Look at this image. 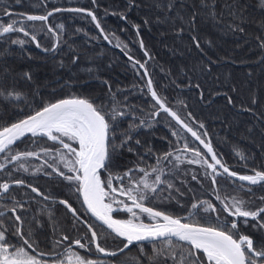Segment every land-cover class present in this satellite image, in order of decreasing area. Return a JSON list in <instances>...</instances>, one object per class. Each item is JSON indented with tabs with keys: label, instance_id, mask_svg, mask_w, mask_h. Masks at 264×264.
<instances>
[{
	"label": "snow or ice",
	"instance_id": "obj_1",
	"mask_svg": "<svg viewBox=\"0 0 264 264\" xmlns=\"http://www.w3.org/2000/svg\"><path fill=\"white\" fill-rule=\"evenodd\" d=\"M15 2L19 4L21 0ZM92 3L96 5L97 0H92ZM249 7L247 0H128L125 12L111 14L118 15L120 20L131 25L146 58L143 61L130 55L128 45L119 41L115 33L107 32L90 9L54 7L43 15L18 13L15 15L19 16V19L0 23V37L14 32L22 33L25 37L30 36L36 47L41 48L37 36L28 30L29 27L34 29L35 25H29L27 22H42L46 25L47 33L55 39L51 48H43V51L55 54L60 49L62 43L60 32L65 26L59 24L53 28L47 23L49 18L58 12L86 13L95 23L103 40L111 44L112 40L116 39L115 46L121 48L134 67L138 66V75L145 78V87L154 102L147 115L141 119L133 113L136 111L143 113L144 109L133 107L131 112L121 110V102L116 100V93L112 91L109 82L103 80L102 83L107 86L105 93L107 105L103 97L81 95L56 99L54 102L45 101L43 94L34 88L30 95L35 107L33 108L25 98L27 107L31 109L25 112L15 103L25 96L23 91L18 90V81H27L38 87L32 73L16 72L6 63L0 64V108H3V112H0V172L8 169L9 165H14L8 173L9 176L12 175V171L29 172L30 165L27 162L30 159L42 160L41 165L35 166L33 175L38 173L48 177L55 175L62 181H67L70 191L76 194L84 209L81 213L69 199H60L58 203L63 205L73 218V230L84 231L80 238L74 240H70L66 234H61L48 252L40 251L36 233L31 224L26 225L22 217L24 203L17 200L10 189L13 186L26 187L36 197H42L45 201L52 197L23 179L0 182V264H141V258L145 255L143 243L145 241L152 245L151 254L147 256L148 264H264V244L258 246L251 236L240 232V225L246 227L250 221L255 222L252 224L254 229L264 230V206L253 209L247 206L250 201L238 195H222L220 188L221 178L231 180L233 185L236 181L248 182L250 185L260 184L264 182V170L253 168L251 170L253 174L249 175H240L231 170L214 149L204 121L189 110L188 103L185 100L178 101L180 107L184 109L183 113L170 106L167 96L162 94L163 90L158 92L154 85L149 61L155 57L149 52L141 36L145 28L151 30L154 26L159 30L161 37L172 35L181 40L187 37L190 41L188 50L194 47L201 59L191 67H179L175 76L171 69L167 70V75L172 77L171 83L193 92L206 105H211L216 96L222 95L226 106L230 105L250 113L256 123L246 131L250 135H255L258 130L261 146L264 147V110L252 107L258 105L259 101L252 97L249 106L243 103L237 105L231 95L237 91L235 85H231L228 91L220 92L208 87L204 79L207 76L218 81L219 77H212L213 66L226 61L235 62L231 57L213 58L208 54L209 50L217 46L209 38L210 31L219 35L239 34L246 41L249 35L246 26L255 24L260 32L254 39L264 61V15L256 20L251 16ZM254 7L264 13V0H255ZM133 9L146 10V14L139 22L129 19L128 12ZM3 14L10 18L13 16V13L7 10ZM11 43L22 46L25 40L14 39ZM172 51L175 54L176 50ZM67 54L71 58L68 61L62 59L58 65L60 68L70 69V66L77 65L81 58L71 45H68ZM86 71L92 73L93 69L88 68ZM181 77L186 81L183 84L177 83V79ZM37 96L41 99L36 100ZM9 109H19V113L23 114L22 118L10 119L7 115ZM161 113L171 117L178 126L171 135L177 137L178 144L180 140L184 141L183 146L175 150L179 154L166 152L157 157L155 165L140 167L137 164L123 173L114 174L113 165L117 149L135 152V148L129 144L134 139L132 132L142 126L151 127V121ZM130 115L132 122L126 129L121 130L120 118ZM136 120H139V123H136ZM185 132L190 133L202 148L190 147L184 136ZM29 135L34 138V142L37 137L46 138L52 142V146L31 151L15 150L17 142ZM117 140L120 141L119 144L116 143ZM140 143L138 139L135 140L136 145ZM236 154L241 160L248 159L242 152ZM173 157L175 163L166 173L165 168L161 166V160L172 163ZM143 159L141 156V162ZM184 163L199 165L203 169V178L209 181L212 194L219 202V206L210 199L194 198L195 202L191 204L187 217L173 216L166 211L148 206V203L156 198L171 200L176 198L174 193L180 197L186 195L173 183L171 175ZM136 172L143 175L137 178ZM191 179L200 183L197 173L192 174ZM243 187L241 184V188ZM165 192L167 196L163 195ZM260 200L264 201V197H260ZM120 213H126L128 218H117ZM221 213L227 214L222 223L201 222L204 214L209 216L215 214L216 220L220 221ZM145 216L149 220L148 223L144 222ZM105 233L120 239L123 246L115 250L105 247L101 243ZM65 242L69 243L64 249V259H45L46 256L56 257L57 253L54 250ZM133 245H139L140 255L137 257L125 260L101 258H117ZM73 246L84 250L86 254L92 253L94 249L96 258L73 251Z\"/></svg>",
	"mask_w": 264,
	"mask_h": 264
},
{
	"label": "trees",
	"instance_id": "obj_2",
	"mask_svg": "<svg viewBox=\"0 0 264 264\" xmlns=\"http://www.w3.org/2000/svg\"><path fill=\"white\" fill-rule=\"evenodd\" d=\"M249 12L256 20H259L264 13L257 11L254 7L255 0H247ZM128 0H97V4L93 5L92 0H21L19 4L15 0H0V23L10 22L11 19H19L18 13L43 15L54 7L78 6L79 8H86L92 10L101 22L102 27L107 32L115 33L123 44L128 45L129 54L135 59L143 61L146 59L143 55V50L140 49L138 38L135 31L130 24H126L120 20L118 15H112L113 12H125ZM7 10L13 13V16L4 15ZM146 14V10L133 9L128 12L129 19L139 22ZM29 25L34 24L35 28L29 27L30 32H34L37 40L41 44V48L36 47V43L31 41L30 36L25 37L22 33L14 32L0 37V64H5L14 69L16 72L29 71L32 73L35 85L27 81H18V90L24 92L25 96L21 101H15L23 108L25 112L30 111L25 103V98L28 103L35 107L30 92L35 88L43 94L45 101H55L56 99L69 97L72 95L103 97L106 105L108 99L105 96L107 86L102 83L107 80L112 87V91L116 93V100L120 101V109L132 111V108L144 109L143 113L136 111L133 115L143 119L151 109L154 103L145 87V78L138 75V66L134 67L132 61H129L123 54L114 50L112 46L104 42L102 36L99 35V30L95 27V23L91 17L86 13H69L61 12L54 13L48 20V25L56 28L59 24H64V29L60 32L61 45L57 53L45 52L43 48H51L55 42L54 37L47 33L46 25L42 22H27ZM79 29L80 31H77ZM123 29V30H122ZM248 36L247 40L241 35H219L214 31L208 33L215 43L216 47L209 50L208 54L216 58L231 57L235 62H221L219 65H214L212 68V77H219L218 81L210 79L207 76L204 79L207 81L208 87H213L216 91L225 92L229 90L231 85H235L237 91L231 93L236 100L237 105L243 103L245 106L250 105L252 97L258 101V105H252L257 110H264V61H262V53L257 48V42L254 37L259 34L260 29L255 24L246 26ZM144 39L145 46L149 52L155 57L154 60L149 61V70L153 74L154 85L158 92L163 90L162 94L166 95L170 101V106L175 110L183 113L184 109L180 107L178 101L185 100L189 105V110L193 111L199 119H202L209 132L213 147L223 160L227 163L231 170L238 174H253L252 169L264 170V147L261 146V138L259 131L255 135L247 133V128L256 123L254 117L239 108L225 105V99L221 96H216L211 105H206L201 102L193 92L186 88H178L171 83L172 77L167 75V70L171 69L173 76L181 66L191 67L197 64L201 59L200 54L193 47L188 50L190 41L187 37L183 40L178 39L172 35L161 37L159 30L152 27L151 30L145 28L141 33ZM93 37H97L93 39ZM23 39L24 45L12 44L11 40ZM116 39L112 40L115 46ZM68 45L80 54V60L77 65L60 68L59 62L63 59L70 60L68 53ZM239 45V47L237 46ZM172 49H175L173 54ZM92 68V73L86 69ZM163 68V71H162ZM142 73V71L140 70ZM191 75V73H190ZM186 81L183 77L177 79V83L183 84ZM127 97V99H125ZM41 99L40 96L36 100ZM3 112V108H0ZM7 115L10 119L22 118V113L19 109H9ZM121 130L126 129L128 124L132 122V115L120 118ZM149 120L151 118L149 117ZM158 121V122H157ZM139 123V120L135 121ZM152 126H142L132 132L134 137L130 141V146L135 148V152H128L126 149H117L116 158L113 165V172L123 173L129 168H134L137 164L140 167L155 165L157 157L162 156L166 152L176 153L177 147H182L184 141L180 140L177 143V137L171 135L172 131L178 126L166 114L161 113L154 121H151ZM258 127V126H257ZM184 136L187 138L190 147H201L190 135L186 132ZM139 140V145L135 144V140ZM116 143H120L119 140ZM52 146L51 141L46 138L37 137L32 138L30 135L17 142L14 146L15 150L31 151L39 150L40 147ZM242 152L248 157L247 160H241L236 154ZM143 156V162L140 157ZM172 163L161 160V166L165 168L166 173L173 167L174 157L171 158ZM41 163L38 159L32 158L27 164ZM14 165H9L5 172H0V177L3 180L23 179L26 183H30L36 187H46L41 183L46 181V176L41 175L37 179L29 172L12 171L9 176V171L13 169ZM199 174L200 183L191 179L192 174ZM203 169L199 165H188L187 163L179 165L178 170L172 172L173 183L185 192L186 195L180 197L174 193L176 198L167 200L156 198L148 203V206L154 207L158 210L166 211L173 216L187 217L190 212L191 204L195 202L194 198L210 199L219 206V202L215 200L209 181L203 178ZM142 173L136 172L135 176L139 178ZM2 179V178H1ZM38 183V184H36ZM242 183L232 184L231 180L227 178L220 179L221 193L229 196L238 195L246 201H250L247 205L253 209L259 206H264V201L260 197H264V182L259 185H244ZM55 186L53 193H63V190ZM188 189H191L189 191ZM250 189V191H249ZM65 190V189H64ZM14 191V189H13ZM66 194L71 195L74 200L77 198L75 194L67 188ZM21 198L20 201L24 203V210L21 213L26 225L31 224L32 229L36 233V238L40 244V251L48 252L52 248L53 242L60 238V234H66L70 240L79 238L84 229L75 231L72 228V217L68 214L63 205L55 206L48 209L46 206L37 205L32 199L33 194L30 190H25V187H18L13 193ZM167 196V192L163 193ZM72 199L69 201L71 202ZM77 201V200H76ZM179 201V202H177ZM73 203V201L71 202ZM56 205H58L56 203ZM80 205V204H79ZM84 209L81 206V213ZM10 215V214H9ZM226 213H221V220L217 221L215 214L210 216L204 214L201 222L215 224L222 223ZM51 217V219H50ZM89 218V217H88ZM117 218L126 219V213H120ZM144 222L149 220L145 216ZM231 219V218H228ZM95 223L94 221H92ZM250 221L245 227L240 225V232L251 236L256 244H264V230L254 229ZM65 230H68L65 232ZM101 243L109 248L115 250L122 247L120 239L114 238L111 235L104 234ZM145 255L141 258V264H148L147 256L151 254L152 245L149 242L144 243ZM60 246L54 251L57 253L56 257L64 259V250ZM62 250V251H61ZM73 251H78L85 255L84 250L78 249L75 246ZM90 258H96L95 250L92 253H87ZM139 245L131 246L125 253L120 254L117 258L105 257V260H125L130 257L139 256ZM52 258V259H53ZM45 259H49L45 257ZM51 260V259H49Z\"/></svg>",
	"mask_w": 264,
	"mask_h": 264
},
{
	"label": "flooded vegetation",
	"instance_id": "obj_3",
	"mask_svg": "<svg viewBox=\"0 0 264 264\" xmlns=\"http://www.w3.org/2000/svg\"><path fill=\"white\" fill-rule=\"evenodd\" d=\"M39 161H41V163L39 162L37 165L39 166V165H41L42 164V160H39ZM48 171H51L50 169H48ZM5 172V171H4ZM7 172V171H6ZM5 172V173H6ZM33 172H34V170H29V173H31L32 175H33ZM27 173V172H26ZM41 175H43L42 173H38V174H35L34 176H35V178L37 179L39 176H41ZM2 178V179H1ZM4 178L3 177H0V182H4V181H10V180H3ZM13 180V179H12ZM43 182V184L44 185H46V187L47 188H45V187H42V188H40V187H38L42 192H44L45 194H47V195H50L51 197H52V199H50V200H47V201H45V200H43V198L42 197H36L35 196V194L34 193H32L33 194V196H32V199L36 202V204L37 205H43V206H46L48 209H52L53 207H55V206H60V204L58 203V201L60 200V199H72L71 197V195H69V194H66V191L65 190H67V188H68V183H67V181H62L61 180V178L60 177H58V176H52V177H48V176H46V181L45 180H42L41 181V183ZM36 184H38V183H36ZM32 185H33V183H32ZM55 186H59L62 190H63V193H53V190L52 189H54V187ZM58 187V188H59ZM18 188V186H13L12 187V189H10V192H11V194L12 195H14L13 193H15V191H16V189ZM13 189H14V191H13ZM65 189V190H64ZM25 190H30V189H28V188H26L25 187ZM75 196H76V194H75ZM77 197V196H76ZM15 198L17 199V200H19V201H25V203H27V200H25V199H23V200H21V198L19 197V196H17L16 194H15ZM77 200V201H76ZM72 201H73V206L75 207V208H77L80 212H81V206H82V204H81V202H80V200L78 199V198H75L74 200L72 199ZM71 201V202H72ZM5 203H8V201H4ZM56 203L58 204V205H56ZM80 204V205H79ZM69 214V213H68ZM70 215V214H69ZM68 230H65V232H67ZM60 236H61V234H60ZM79 236V238H80V236L81 235H78ZM56 240H57V238H56ZM72 240H74V239H72ZM69 242H65L63 245H61L62 247H63V249L62 250H64L65 249V247L67 246V244H68ZM74 247V246H73ZM61 250V251H62ZM47 258H49V259H52L53 258V256H46Z\"/></svg>",
	"mask_w": 264,
	"mask_h": 264
},
{
	"label": "water",
	"instance_id": "obj_4",
	"mask_svg": "<svg viewBox=\"0 0 264 264\" xmlns=\"http://www.w3.org/2000/svg\"><path fill=\"white\" fill-rule=\"evenodd\" d=\"M61 8H69V7H61ZM71 8H79L78 6H76V7H71ZM86 9V8H85ZM58 13H61V12H58ZM105 43H107L108 45H111L112 47H113V49L114 50H117L118 52H120L121 54H123L124 55V52L121 50V48H118V47H116V46H114L113 44H109L107 41H104ZM125 56V55H124ZM126 58H127V56H125ZM142 71V70H141ZM65 98H67V97H65ZM171 118V117H170ZM175 122V121H174ZM188 135H190L191 136V134L190 133H187ZM25 138V137H24ZM192 138V137H191ZM23 139V138H22ZM194 140V139H193ZM197 142V141H196ZM198 143V142H197ZM199 144V143H198ZM240 175H245V174H240ZM249 175V174H248ZM237 183L239 182V183H242V184H244V185H246V186H249L250 184L248 183V182H240V181H236ZM257 185H259V184H257ZM89 219L90 220H92V218L91 217H89ZM92 221H94V220H92ZM95 222V221H94ZM147 241H145V242H143V243H146ZM134 246V245H133ZM131 247V246H130ZM103 258H105V257H103Z\"/></svg>",
	"mask_w": 264,
	"mask_h": 264
},
{
	"label": "rangeland",
	"instance_id": "obj_5",
	"mask_svg": "<svg viewBox=\"0 0 264 264\" xmlns=\"http://www.w3.org/2000/svg\"><path fill=\"white\" fill-rule=\"evenodd\" d=\"M66 7H69V6H66ZM71 7H76V6H71ZM71 7H69V8H71ZM69 13H72V12H69ZM112 44V43H111ZM111 46V45H110ZM175 163V160L173 161V164ZM38 164V163H37ZM28 165H30V168H29V170H34V168H35V166H38V165H35V164H33V163H30V164H28ZM103 258V257H102Z\"/></svg>",
	"mask_w": 264,
	"mask_h": 264
}]
</instances>
